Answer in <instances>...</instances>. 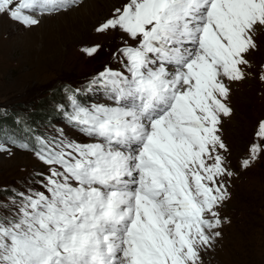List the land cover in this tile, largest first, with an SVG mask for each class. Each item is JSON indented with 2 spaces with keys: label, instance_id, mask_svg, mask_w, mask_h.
Wrapping results in <instances>:
<instances>
[{
  "label": "snow or ice",
  "instance_id": "6c2138e0",
  "mask_svg": "<svg viewBox=\"0 0 264 264\" xmlns=\"http://www.w3.org/2000/svg\"><path fill=\"white\" fill-rule=\"evenodd\" d=\"M79 2L0 0V18L31 28ZM94 32L120 34L119 67L65 87L55 134L0 140L47 168L0 198V264H205L231 187L264 158V119L238 170L223 135L233 86L264 82V0H119ZM95 91L104 102L82 99Z\"/></svg>",
  "mask_w": 264,
  "mask_h": 264
},
{
  "label": "rangeland",
  "instance_id": "374dc122",
  "mask_svg": "<svg viewBox=\"0 0 264 264\" xmlns=\"http://www.w3.org/2000/svg\"><path fill=\"white\" fill-rule=\"evenodd\" d=\"M82 1L68 11L43 16L40 24L31 28L7 17L0 18V107L4 111L10 107L35 108L39 99H43V108L53 106L58 111L57 106L66 103L63 98L66 95L62 97L55 89L59 83L79 88L109 63L121 44L120 34L99 35L94 32V26L110 13L114 4L118 6L119 0H88L86 7L81 6ZM91 1L95 2L93 6ZM94 43L101 45L98 54L93 57L83 54L82 47ZM258 44L259 50L251 57L255 66L264 63V32L259 34ZM111 66L118 68L113 63ZM105 99L102 91H95L85 102ZM230 105L233 113L228 120L224 119L223 135L232 151L233 166L238 170L239 160L247 150L245 145L252 139L254 123L264 118V82L254 74L236 83ZM44 117L34 125L27 122L20 127L19 124L14 128V138L34 142L36 136L48 135L45 131L48 126H64L63 119H55L48 109ZM12 152L11 156L0 153V198L4 199L10 195L8 190H21L39 181L34 172H46V166L30 151L13 146ZM33 186L39 188V182ZM230 191L231 199L223 209L228 222L222 227V238L204 257V262L264 264V158L241 172Z\"/></svg>",
  "mask_w": 264,
  "mask_h": 264
},
{
  "label": "trees",
  "instance_id": "16d2710c",
  "mask_svg": "<svg viewBox=\"0 0 264 264\" xmlns=\"http://www.w3.org/2000/svg\"><path fill=\"white\" fill-rule=\"evenodd\" d=\"M43 99H39L37 101V104L35 106V108L33 107H25V109H23L22 107L19 108H14L11 107V109L6 110V111H2L1 107H0V126H4L5 124H10L13 128L18 127V125L20 124V127H24L25 125H27L26 123L28 122L29 125L33 124V123H37L39 120H42L44 117V113L45 111L48 109L50 110L51 107L45 109L43 108V106H41V104ZM22 108V109H20ZM19 113H21V120L16 121L15 118L17 115H19ZM55 114V113H53ZM25 115V118H23ZM34 125V124H33Z\"/></svg>",
  "mask_w": 264,
  "mask_h": 264
},
{
  "label": "bare ground",
  "instance_id": "6f19581e",
  "mask_svg": "<svg viewBox=\"0 0 264 264\" xmlns=\"http://www.w3.org/2000/svg\"><path fill=\"white\" fill-rule=\"evenodd\" d=\"M111 2V1H110ZM94 3L95 2H92L91 1V5L90 6H93L94 5ZM88 4V0H83L82 1V3H81V6H84V7H86V5ZM87 10H89V9H87ZM87 10H84L83 12H85V11H87ZM66 11H68V10H66ZM76 12V10L75 11H73V12H69V15H68V17H72L73 16V14H71V13H75Z\"/></svg>",
  "mask_w": 264,
  "mask_h": 264
}]
</instances>
